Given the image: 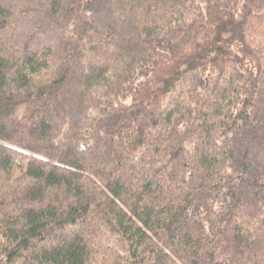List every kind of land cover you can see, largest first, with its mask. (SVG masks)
I'll use <instances>...</instances> for the list:
<instances>
[{
  "label": "trees",
  "instance_id": "1",
  "mask_svg": "<svg viewBox=\"0 0 264 264\" xmlns=\"http://www.w3.org/2000/svg\"><path fill=\"white\" fill-rule=\"evenodd\" d=\"M0 264H264V0H0Z\"/></svg>",
  "mask_w": 264,
  "mask_h": 264
}]
</instances>
